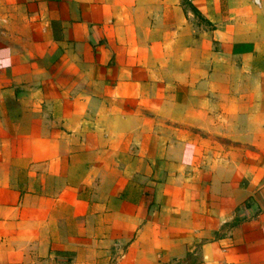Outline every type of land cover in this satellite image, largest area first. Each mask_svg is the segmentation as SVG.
I'll list each match as a JSON object with an SVG mask.
<instances>
[{"label": "crops", "instance_id": "obj_1", "mask_svg": "<svg viewBox=\"0 0 264 264\" xmlns=\"http://www.w3.org/2000/svg\"><path fill=\"white\" fill-rule=\"evenodd\" d=\"M0 264H264V0H0Z\"/></svg>", "mask_w": 264, "mask_h": 264}, {"label": "built area", "instance_id": "obj_2", "mask_svg": "<svg viewBox=\"0 0 264 264\" xmlns=\"http://www.w3.org/2000/svg\"><path fill=\"white\" fill-rule=\"evenodd\" d=\"M256 2H258V1H256Z\"/></svg>", "mask_w": 264, "mask_h": 264}]
</instances>
